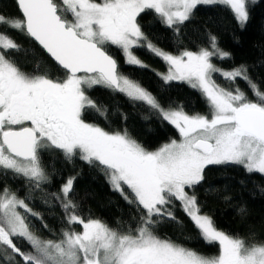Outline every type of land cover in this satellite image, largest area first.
I'll list each match as a JSON object with an SVG mask.
<instances>
[{"label":"snow or ice","instance_id":"6c2138e0","mask_svg":"<svg viewBox=\"0 0 264 264\" xmlns=\"http://www.w3.org/2000/svg\"><path fill=\"white\" fill-rule=\"evenodd\" d=\"M14 3L18 15L0 13V28L27 36L53 64L48 70L42 71L39 63L32 72L23 70L13 55L20 46L0 31V175L11 173L29 189L21 197L19 190L0 184V264H264V241L248 243L219 230L213 218L202 213L196 191L209 167H238L247 175L264 176V89L248 75L246 65L225 69L213 62L230 59L231 54L211 32L206 46L170 52L153 43L140 22L151 11L179 35L198 7L219 5L226 6L243 29L257 0ZM113 48L124 65L148 68L134 52L145 48L166 66L155 73L161 81L186 83L201 94L208 111L189 114L182 104L161 103L121 70ZM216 75L231 83L244 80L250 94L238 86L222 87ZM97 86L145 105L148 115L143 118L170 125L178 138L152 150L126 127L106 130L88 122L90 110L107 119V105L89 94ZM121 115L126 124V114ZM53 151L66 161L79 159L105 173L111 190L133 209L126 226L85 218L72 198L76 177L69 176L59 192H45L51 200H44L61 209L66 227L58 237L47 239L34 230V218L48 228L29 200L52 182L42 161L45 152ZM177 203L204 243L218 245V254H203L157 234L166 220L182 224L175 215Z\"/></svg>","mask_w":264,"mask_h":264},{"label":"trees","instance_id":"16d2710c","mask_svg":"<svg viewBox=\"0 0 264 264\" xmlns=\"http://www.w3.org/2000/svg\"><path fill=\"white\" fill-rule=\"evenodd\" d=\"M0 13L18 15L14 0H0ZM140 22L148 38L158 47L170 52L185 47L195 51L201 45L206 46L207 33L211 32L217 37L219 46L231 54L230 59H215L214 63L225 69L246 65L248 75L264 89V0H257L256 5L251 8L250 19L243 29L232 18L227 7L219 5L198 7L193 18L181 27L179 35H175L172 29L163 25L151 11L142 15ZM0 31L14 37L20 46V51L14 52L13 55L23 70L32 72L39 63L43 71L53 64L27 36L10 31L6 27L0 28ZM113 52L120 60L121 70L138 80L156 95L161 103L167 106L171 100L175 102L174 106L182 104L189 114L208 111L201 94L189 85L178 82L165 85L157 75L148 70L124 65L119 51L113 48ZM134 52L149 69L163 70L157 58L145 48L135 49ZM51 70L55 76L56 69ZM216 79L222 87L235 89L238 86L250 94L248 85L242 79L235 83ZM89 94L108 107L107 119L90 110L86 116L90 123H96L106 130H123L126 127L134 138L152 150L167 142L169 138H178V133L170 125L161 124L155 118L144 119L143 117L148 115L147 107L139 102H131L123 94L99 86ZM121 113L127 116L126 124ZM42 162L52 177V182L44 185L43 191L33 192L29 205L33 211L43 216V222L48 226L45 230L40 219L32 220L34 230L43 238H56L61 229L66 227L61 223V209L47 206L44 200H51L50 196H45V192H59L69 176L76 177L72 198L85 218H98L113 227L126 226L132 219V207L117 192L111 190L107 177L100 168L91 167L79 159L66 161L61 153L55 151L45 152ZM205 176L203 184L196 189L202 213L211 216L219 230L234 238L248 243L264 241V193L260 191V188H264V176L247 175L238 167H209ZM0 184L10 186L13 191L19 190L21 197L26 196L29 191L26 182L23 179H14L11 173L7 176L0 175ZM209 187L213 191L206 193L205 189ZM241 208L244 211H241ZM175 215L182 224L166 220L159 224L158 235L203 254H218V245L209 246L204 243L179 203L175 206Z\"/></svg>","mask_w":264,"mask_h":264},{"label":"flooded vegetation","instance_id":"af4514ba","mask_svg":"<svg viewBox=\"0 0 264 264\" xmlns=\"http://www.w3.org/2000/svg\"><path fill=\"white\" fill-rule=\"evenodd\" d=\"M157 58V57H156ZM157 62L159 63V65H161V67H162V71H159V70H157V69H154V70H152V69H149V67L148 68H143V69H145V70H148V71H150L151 73H153L154 75H156L155 73L156 72H164L165 70H166V66H165V64H164V62L161 60V59H159V58H157ZM140 68V67H139ZM158 77V76H157ZM173 82H178V83H183V82H179V81H173ZM186 84V83H185Z\"/></svg>","mask_w":264,"mask_h":264},{"label":"rangeland","instance_id":"374dc122","mask_svg":"<svg viewBox=\"0 0 264 264\" xmlns=\"http://www.w3.org/2000/svg\"><path fill=\"white\" fill-rule=\"evenodd\" d=\"M215 60V59H214ZM214 62V61H213ZM216 78H218V79H220V80H224L222 77H220L219 75H216V77H215V79ZM216 81H217V79H216ZM218 83V82H217ZM107 181H108V178H107Z\"/></svg>","mask_w":264,"mask_h":264},{"label":"water","instance_id":"95a60500","mask_svg":"<svg viewBox=\"0 0 264 264\" xmlns=\"http://www.w3.org/2000/svg\"><path fill=\"white\" fill-rule=\"evenodd\" d=\"M35 43V42H34ZM36 44V43H35ZM37 45V44H36ZM38 46V45H37ZM39 47V46H38ZM40 48V47H39ZM41 49V48H40ZM42 50V49H41ZM43 51V50H42ZM44 52V51H43ZM45 53V52H44ZM46 54V53H45ZM47 55V54H46ZM48 56V55H47Z\"/></svg>","mask_w":264,"mask_h":264}]
</instances>
